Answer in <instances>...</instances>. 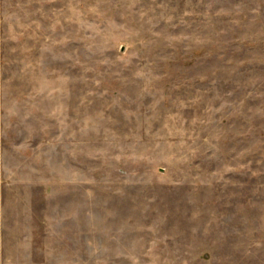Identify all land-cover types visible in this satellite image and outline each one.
Masks as SVG:
<instances>
[{
	"label": "rangeland",
	"instance_id": "obj_1",
	"mask_svg": "<svg viewBox=\"0 0 264 264\" xmlns=\"http://www.w3.org/2000/svg\"><path fill=\"white\" fill-rule=\"evenodd\" d=\"M0 264H264V0H0Z\"/></svg>",
	"mask_w": 264,
	"mask_h": 264
}]
</instances>
